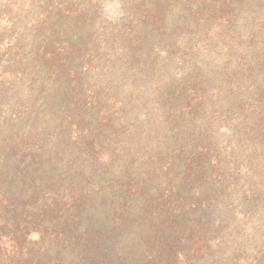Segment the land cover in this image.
Listing matches in <instances>:
<instances>
[{"label":"trees","instance_id":"16d2710c","mask_svg":"<svg viewBox=\"0 0 264 264\" xmlns=\"http://www.w3.org/2000/svg\"><path fill=\"white\" fill-rule=\"evenodd\" d=\"M125 1L0 35V264H264V0Z\"/></svg>","mask_w":264,"mask_h":264},{"label":"rangeland","instance_id":"374dc122","mask_svg":"<svg viewBox=\"0 0 264 264\" xmlns=\"http://www.w3.org/2000/svg\"><path fill=\"white\" fill-rule=\"evenodd\" d=\"M37 0H14V6L12 8V11H7L6 9L2 8L3 4L5 3L4 0H0V30L1 32V38H5L7 35L9 36V39L7 40V44H9L11 41L10 37L13 35L12 33H9V25L11 23L15 24V21L12 22L10 18V14H13V16H17L19 21H21L20 26L16 24L13 26V32L15 33V36H21L23 35L26 37V40L30 37L29 35V29L23 28V26H26L28 28H31L32 26L30 23H34L36 20V14L41 19V11L35 8L34 2L36 3ZM16 2V4H15ZM19 2V5H18ZM127 3L125 0H102V5L105 4L106 8L105 10L108 12L107 18L109 21L112 20H118L126 16V11L124 10L123 6ZM37 6V5H36ZM38 7V6H37ZM9 12V13H8ZM13 18V17H12ZM16 20V21H17ZM29 24V25H26ZM34 26V25H33ZM13 40V39H12ZM22 40V39H21ZM238 200H236V203L238 204ZM256 253V250H255ZM231 264V262H228Z\"/></svg>","mask_w":264,"mask_h":264}]
</instances>
